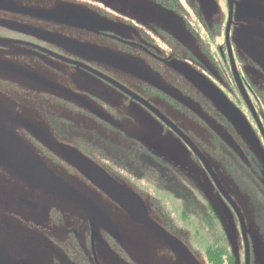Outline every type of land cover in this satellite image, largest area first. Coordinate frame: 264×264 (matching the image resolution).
Here are the masks:
<instances>
[{
  "label": "flooded vegetation",
  "instance_id": "af4514ba",
  "mask_svg": "<svg viewBox=\"0 0 264 264\" xmlns=\"http://www.w3.org/2000/svg\"><path fill=\"white\" fill-rule=\"evenodd\" d=\"M95 1L3 5L0 264H187L67 149L201 264H264V0Z\"/></svg>",
  "mask_w": 264,
  "mask_h": 264
},
{
  "label": "water",
  "instance_id": "95a60500",
  "mask_svg": "<svg viewBox=\"0 0 264 264\" xmlns=\"http://www.w3.org/2000/svg\"><path fill=\"white\" fill-rule=\"evenodd\" d=\"M67 157L83 174H85L95 185L100 187L109 197L117 202L131 217L133 221L144 224L155 229L163 239L187 262V264H201L192 254L190 249L178 238L169 234L164 228L152 221L149 216L145 202L128 190L103 170L90 166L87 158L76 150H66ZM89 161V160H88Z\"/></svg>",
  "mask_w": 264,
  "mask_h": 264
},
{
  "label": "rangeland",
  "instance_id": "374dc122",
  "mask_svg": "<svg viewBox=\"0 0 264 264\" xmlns=\"http://www.w3.org/2000/svg\"><path fill=\"white\" fill-rule=\"evenodd\" d=\"M10 1V0H8ZM68 1H72V0H68ZM100 2V0H98ZM6 2V0H0V34L1 35H4L6 37L9 36V34H13L14 33H10V30H17L18 32H22V30L20 28H16L15 24H29V22H32V20H27V18H24V17H21V16H15L13 15L14 13H10V12H7V10L5 9V6L4 3ZM42 4L45 5V6H49V4L51 5H58V6H63V5H67L65 6L66 9H69V10H74L76 9L77 11H80V10H91L92 9H95L97 8L99 5L97 4V2L95 0H78L77 3L75 4H69V3H63L59 0H42ZM90 6V7H88ZM12 23V24H11ZM59 25V24H58ZM58 25L57 23L53 24V28L55 30H58ZM72 35V34H70ZM152 238V241L154 242L153 240V237ZM166 250L167 252H169V247L166 246ZM167 260H170L169 257L167 258Z\"/></svg>",
  "mask_w": 264,
  "mask_h": 264
}]
</instances>
